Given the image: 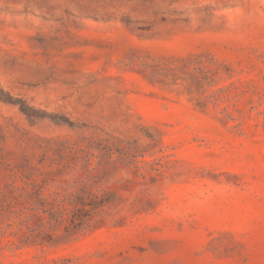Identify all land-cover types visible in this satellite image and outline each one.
<instances>
[{"label":"rangeland","instance_id":"rangeland-1","mask_svg":"<svg viewBox=\"0 0 264 264\" xmlns=\"http://www.w3.org/2000/svg\"><path fill=\"white\" fill-rule=\"evenodd\" d=\"M0 264H264V0H0Z\"/></svg>","mask_w":264,"mask_h":264},{"label":"trees","instance_id":"trees-1","mask_svg":"<svg viewBox=\"0 0 264 264\" xmlns=\"http://www.w3.org/2000/svg\"><path fill=\"white\" fill-rule=\"evenodd\" d=\"M20 105H21L22 110L30 116H33L37 112L36 109L32 105H30L24 100L20 101ZM86 194H87V189L86 187H83L82 193H78L76 197L71 199V203L74 204V208L71 209L70 211H67V209L64 206L65 204L58 207L56 211H51V209L55 208V205L47 207V205L49 204L47 202L48 198H46L44 194L39 192L37 193V198L39 199V201H34L31 203L32 205L30 207V209L32 210L31 216L26 220L25 223H21V224H26L35 233L36 231H40L41 228L44 226V221H43L44 216L41 215V211L50 212L51 217L57 218V220H59L61 217H64L66 213L71 212L72 216L70 217V221H71L72 226L76 228H80L81 226L84 225L86 216L92 217L93 216L92 210L99 207L100 205L104 203L103 199L101 201H98L97 199L91 198L90 196L91 194L87 196ZM95 197L98 198V196H95ZM67 199L68 197L65 195L63 198V202H65ZM8 207L14 208V205L12 204L11 201H8ZM16 212L17 210L14 209V213ZM96 214L98 215V213ZM33 221H34V226L31 225ZM70 228L71 226L70 227L67 226V230H69ZM19 230L21 231L23 230L22 226H20ZM35 236H40V232H39V235L37 234Z\"/></svg>","mask_w":264,"mask_h":264}]
</instances>
